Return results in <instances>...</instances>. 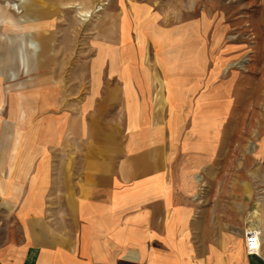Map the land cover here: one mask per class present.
<instances>
[{"label": "crops", "instance_id": "crops-1", "mask_svg": "<svg viewBox=\"0 0 264 264\" xmlns=\"http://www.w3.org/2000/svg\"><path fill=\"white\" fill-rule=\"evenodd\" d=\"M135 13H114L95 48L98 87L79 110L58 87L30 107L28 144L64 149L32 161L59 156L64 167L34 165L28 184H0V264H264V188L251 203L243 181L197 185L216 158L233 81L217 84L212 31L141 26ZM102 81L112 83L103 93ZM250 226L261 233L255 255L245 250Z\"/></svg>", "mask_w": 264, "mask_h": 264}, {"label": "rangeland", "instance_id": "rangeland-1", "mask_svg": "<svg viewBox=\"0 0 264 264\" xmlns=\"http://www.w3.org/2000/svg\"><path fill=\"white\" fill-rule=\"evenodd\" d=\"M127 11L140 15L141 26L166 28L197 22L212 31L216 47L211 64L219 69L217 84L231 77L233 81L228 91L230 108L218 119L227 126L218 131L215 162L199 169L197 185L204 189L209 181L223 184L227 180L230 185L243 181L250 202H256L264 188L260 178L264 172L260 157L264 149V0H0V184H28L34 165L64 167L59 156L56 161H32L43 150L64 155V149L28 144L25 138L33 123L30 107L38 103L40 92L43 101L45 91L58 87L63 97L73 100L69 110H79L81 98L93 95L98 87L96 45L113 31L114 13ZM6 31L14 33L4 35ZM13 43L24 45L25 51L17 52ZM109 86L112 83L102 81L99 92ZM14 107L20 113L12 119ZM18 120L27 125L18 127ZM43 133L40 130L39 136ZM208 170L216 171L217 178L210 179ZM225 171L229 176L220 177Z\"/></svg>", "mask_w": 264, "mask_h": 264}, {"label": "built area", "instance_id": "built-area-1", "mask_svg": "<svg viewBox=\"0 0 264 264\" xmlns=\"http://www.w3.org/2000/svg\"><path fill=\"white\" fill-rule=\"evenodd\" d=\"M243 237L247 254H258L261 245V233L258 228L254 226L248 227L247 229H245ZM252 241H255L256 246H253Z\"/></svg>", "mask_w": 264, "mask_h": 264}, {"label": "snow or ice", "instance_id": "snow-or-ice-1", "mask_svg": "<svg viewBox=\"0 0 264 264\" xmlns=\"http://www.w3.org/2000/svg\"><path fill=\"white\" fill-rule=\"evenodd\" d=\"M252 243H253V246H256V245H255V241H252Z\"/></svg>", "mask_w": 264, "mask_h": 264}]
</instances>
